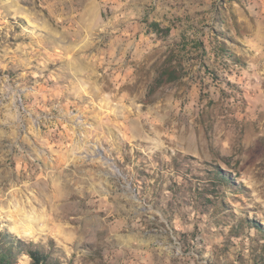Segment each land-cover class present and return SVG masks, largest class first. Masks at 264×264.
Listing matches in <instances>:
<instances>
[{
    "label": "rangeland",
    "instance_id": "rangeland-1",
    "mask_svg": "<svg viewBox=\"0 0 264 264\" xmlns=\"http://www.w3.org/2000/svg\"><path fill=\"white\" fill-rule=\"evenodd\" d=\"M0 234L264 264V0H0Z\"/></svg>",
    "mask_w": 264,
    "mask_h": 264
},
{
    "label": "trees",
    "instance_id": "trees-1",
    "mask_svg": "<svg viewBox=\"0 0 264 264\" xmlns=\"http://www.w3.org/2000/svg\"><path fill=\"white\" fill-rule=\"evenodd\" d=\"M6 238L5 242H7V246L0 247V264L16 262L15 257H13L15 255V253H13L14 248L23 249L29 255L31 264H48L46 252L36 248H28L26 247V243L18 239L11 238L10 235L6 236ZM2 241L3 238L0 242Z\"/></svg>",
    "mask_w": 264,
    "mask_h": 264
},
{
    "label": "bare ground",
    "instance_id": "bare-ground-1",
    "mask_svg": "<svg viewBox=\"0 0 264 264\" xmlns=\"http://www.w3.org/2000/svg\"><path fill=\"white\" fill-rule=\"evenodd\" d=\"M81 145H80V142L79 140H77L76 144L74 145L73 147V151L75 152L76 150H81Z\"/></svg>",
    "mask_w": 264,
    "mask_h": 264
}]
</instances>
